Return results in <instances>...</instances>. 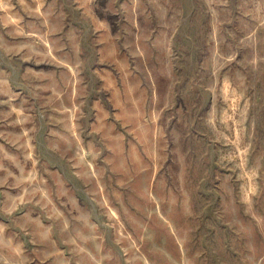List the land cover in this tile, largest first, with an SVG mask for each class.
<instances>
[{"label": "rangeland", "instance_id": "374dc122", "mask_svg": "<svg viewBox=\"0 0 264 264\" xmlns=\"http://www.w3.org/2000/svg\"><path fill=\"white\" fill-rule=\"evenodd\" d=\"M0 264H264V0H0Z\"/></svg>", "mask_w": 264, "mask_h": 264}]
</instances>
